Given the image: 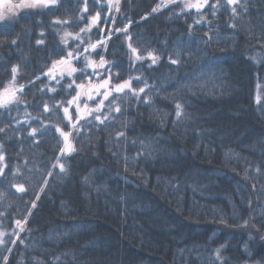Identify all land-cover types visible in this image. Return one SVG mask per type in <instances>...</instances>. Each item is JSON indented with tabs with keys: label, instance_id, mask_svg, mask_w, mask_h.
Segmentation results:
<instances>
[{
	"label": "trees",
	"instance_id": "trees-1",
	"mask_svg": "<svg viewBox=\"0 0 264 264\" xmlns=\"http://www.w3.org/2000/svg\"><path fill=\"white\" fill-rule=\"evenodd\" d=\"M108 1L87 0L84 13L83 1L60 0L0 25V40L21 34L16 46L0 47V93L9 87L12 65L20 66L14 87L24 85L17 91L23 103L0 108L8 165L0 178V264L5 256L6 264H219L214 250L225 242V264H264V0H241L247 12L239 8L237 18L223 8L213 17L205 8L199 24L201 14L181 11V0H119V11L110 13ZM97 11L100 20L81 33L82 55L73 64L82 67L91 53L98 64L101 57L107 62L112 83L132 78V88L147 87L139 102L128 91L119 94L121 113L110 111L117 94L110 96L77 136L63 107L95 69L59 83L44 73L61 58L58 52L66 56L77 44L68 38L65 45V32L80 33ZM55 18L70 22L49 27ZM125 26L127 34L116 32ZM41 27L45 44L37 46ZM101 39L105 44L88 47ZM129 43L160 55L158 63H133ZM69 111L75 116L74 106ZM97 114L108 120L100 124ZM57 126L72 131L70 155L60 153ZM27 209L31 215L19 232L15 220ZM14 232L20 240L13 246Z\"/></svg>",
	"mask_w": 264,
	"mask_h": 264
},
{
	"label": "snow or ice",
	"instance_id": "snow-or-ice-1",
	"mask_svg": "<svg viewBox=\"0 0 264 264\" xmlns=\"http://www.w3.org/2000/svg\"><path fill=\"white\" fill-rule=\"evenodd\" d=\"M60 0H17L15 4L10 5V7L7 10V14L5 11H0V25H4L5 22L7 21L9 24L17 22V18L19 16V12L16 11L18 10H26V9H31V10H40V12H43V10L54 8L59 4ZM95 3H99V0H94ZM170 3H176V0H169ZM119 0H115V4H113V0H109V13L112 10V7L116 8V11H119ZM167 6V5H165ZM243 7L244 11L247 12V7L245 4L241 3V0H186V2L183 4V8L181 11L185 10H192L195 9L197 13H200V19L196 21L197 24L201 22V20L205 19V16L203 14V9L208 8L210 11V14L213 17H216L220 9H225V11L230 10L231 17L237 18L240 15V12L238 11L239 8ZM161 8L160 4H157L156 7L152 9V11L155 13ZM82 11L84 13L88 12V6H87V0H84L83 4V9ZM83 18V17H81ZM147 18V17H145ZM100 20V12L97 11L94 16L90 17L91 23L88 25L87 28H81L80 32H85V31H91V27ZM70 21L68 19H61V18H55L51 21L49 27H53L55 25H61V24H68ZM38 23H42V21H38ZM107 23V21H106ZM114 23V21H113ZM230 27H235L236 25L230 24ZM26 32L30 33L31 29L25 30ZM117 33L124 32L127 34L128 32V26H125L124 28H117L116 29ZM72 35V33L65 32V37ZM207 35V33H205ZM74 39L78 40L79 43L75 45L74 48L71 50L67 51L66 56L64 55L63 51L58 52L57 54L60 55V59L53 61V68L56 67V65H67L68 71L67 75L71 77L73 73L77 71L76 67L73 66V60H78L80 55H82V52L77 51V49L80 48V45L84 43V41L80 38L79 33H77L74 37ZM21 39V34H16L13 38L10 40L8 39L7 36H4L2 40H0V47H3L5 43H10L12 46H16L18 41ZM107 39H111V34L107 37ZM127 39L131 41V36L128 35ZM211 39V37H209ZM62 42L67 45L68 41L64 38L61 37ZM35 44L37 46L44 45L45 44V31L43 27H41V30L39 31L38 38L35 40ZM98 44H105V41L103 39L98 40L97 43L95 44H89L88 47L92 48L93 50L96 49ZM128 48L130 49V54L136 61H143L146 57L145 55L137 48L132 45V43L128 44ZM88 48H84L83 52H87ZM147 58L151 60V64L149 67H152L157 64V62L160 59V55L156 54L154 51H148L147 52ZM170 62L172 64H178L180 61L178 59H173L169 57ZM85 60H88V57H85ZM255 62V61H254ZM107 62L104 60L103 57L100 59V64L99 67H104ZM87 66L93 67L95 69L96 65L95 62L89 61V64ZM11 82L9 88H6L3 90L2 93H0V108H7L9 104L13 103H23V100L17 96V91L23 92L24 91V85L21 84L19 85V88H15V83H16V77L18 73L20 72V66L19 64H15L11 66ZM83 72V69H81ZM109 75L107 76L106 79L103 80L102 83L99 84V88L105 89L104 92H100L99 88L96 91V95H101L102 99L98 101L96 108L94 109H89L86 113H80L79 107L77 108V116L75 120H73L72 115L69 113L68 107H63V112L65 117L68 120V123L71 125V129L75 130L77 136L80 134L81 130L87 129L89 125H92L91 120H87L88 116H92L93 112L95 113H100L101 110L105 107L104 102L109 100L110 96H113V93H116L117 95L113 96L112 100L109 102V107L110 111H115L116 113H121V107L120 104L117 103V101L121 100V96L119 94L125 93V90L127 89L128 92H130L137 100V102L140 101V95L142 93H145V87H147V84H145V87H140L138 90L135 88L131 87V78L129 80H125L119 83L111 84V87H109L112 76H111V70H108ZM45 75H50L52 79H55L54 75H51V69L47 73H44ZM92 75H99L95 71H93ZM36 79H40L39 76L36 77ZM138 79V77H137ZM34 82V81H33ZM91 82V80H89ZM59 83V81H57ZM75 84V80L72 81L68 85L69 88L72 87V85ZM78 88H83V84L76 85ZM42 90V89H41ZM51 91H54V89H50ZM79 98V93H77V96L74 97V99ZM89 99H94L93 96L89 95ZM257 103H260V97L257 96L256 98ZM69 103H72L71 101ZM143 103L147 104L149 103V97L145 96L143 99ZM114 105L115 107H111ZM56 107H62V105L57 104ZM85 109H88V105L85 104ZM49 106L45 103L44 104V112L47 113L49 111ZM176 117L179 119V117L182 115V108L179 103L176 104V112H175ZM84 119L86 120V123L84 125H80V121ZM115 119V117H114ZM94 120L98 121L100 124H103L106 120H108V116L105 115L103 119L101 118V115L97 114L94 116ZM77 125H80L78 128ZM94 126V125H93ZM56 132L59 133V135L63 138L64 141V146L60 149L61 155L64 154H71V152L76 151V148L74 145L69 141V137L72 135V131H64L61 127L57 126L56 127ZM5 128L0 127V132H4ZM38 129L37 128H32L29 135L35 137ZM125 135L124 132H118L117 133V139L120 137H123ZM4 145L0 143V178L6 177V172L5 169L8 167L7 164L3 163L5 161V155L3 152ZM59 160V157L57 158ZM60 169L61 171H65L64 165L60 164ZM259 171V169H257ZM52 173L49 172L48 175H51ZM13 177H15L16 173H12ZM44 185H47V180L45 179L43 181ZM11 187L15 188L16 192L19 193H24L26 192V188L23 184H17L13 183ZM253 188H255V185H253ZM41 191H43V188H41ZM36 200L39 199V195L36 196ZM32 208L36 207L35 201L32 202L31 204ZM0 215H3V213H0ZM31 215V209H27V215L23 219H16L15 224L17 228L19 229V232H23L25 230L24 226L27 224V216ZM245 226H247V221H245ZM19 232H14L15 234V239L11 240L10 243L14 246L16 244L17 240H20ZM4 233H0V237H2ZM261 239H264V237H261ZM5 241L3 239H0V244H4ZM23 243V241H21ZM227 247V242L225 244H222L220 247L216 248L215 251V257L216 260L219 261V264H225V257L222 255L223 250ZM7 251L11 252L12 249L8 248ZM245 253L247 255H250V253L247 252V245H245ZM5 264L7 262V256L4 257ZM244 264H247V262H244ZM257 264H260V262H257Z\"/></svg>",
	"mask_w": 264,
	"mask_h": 264
},
{
	"label": "rangeland",
	"instance_id": "rangeland-1",
	"mask_svg": "<svg viewBox=\"0 0 264 264\" xmlns=\"http://www.w3.org/2000/svg\"><path fill=\"white\" fill-rule=\"evenodd\" d=\"M78 1H80V0H78ZM81 1H83L84 2V0H81ZM183 3H185L186 2V0H181ZM17 2V0H0V11H5V13L7 14V10H8V8L10 7V5H12V4H15ZM108 3H109V1H108ZM84 4V3H83ZM83 4H82V9H83ZM107 6H109V4L107 5ZM192 10H195V9H192ZM16 11H18L19 12V14H23V13H27V12H34V11H37V10H31V9H26V10H16ZM7 22V21H6ZM91 23V21H90V17L88 18V25ZM88 25H87V27H88ZM86 27V28H87ZM92 27H94V25L92 26ZM91 27V28H92ZM70 33V32H69ZM81 33L82 32H80L79 33V35H81ZM76 34H73L72 33V35H70V36H67V37H65V34L63 35V37L67 40L68 38H71V39H73L76 43H79V41L78 40H76V39H74L73 37L75 36ZM62 36V35H61ZM80 38H81V36H80ZM82 39V38H81ZM83 40V39H82ZM84 41V40H83ZM145 55V59L143 60V61H146V62H148V64L150 65L151 64V60L150 59H148L147 58V54H144ZM88 57V60H85V57ZM75 62L77 61V60H74ZM89 61H93V62H95L94 60H93V58H92V56H91V53H86L85 55H83V59H82V67H80V68H77V66H75L74 64H73V66L74 67H76V69H77V71L76 72H80V73H83L82 71H81V69H83V71L85 70H90V69H92L93 67H90V66H87L88 64H89ZM132 61H133V63H136V62H140V61H136L135 59H134V57H132ZM158 63V62H157ZM95 65L97 66V67H95V72L96 73H98L99 75L97 76V75H92V73H93V71H90V72H92L91 73V77L90 78H87V82L85 83V84H83L84 85V87L83 88H79L78 89V91H77V93H79V98L78 99H74V97L70 100L72 103H69L70 101H68V104L65 106L64 105V107H68V109L70 110V107L71 106H74V110H75V116H72L73 117V119L75 120V118H76V116H77V114H78V112H77V108L79 107V110H80V113L82 114V113H86L89 109H94V108H96V106H97V103H98V101L99 100H101L102 99V96L101 95H96V91H97V89L99 88V84L100 83H102L103 82V80L104 79H106L107 78V76L109 75V72H108V67L107 68H105L106 67V64H105V66L104 67H99V64H98V62H95ZM67 71H68V68H67V65H56V67L55 68H53L52 70H51V75H54L55 76V79H57L56 81L54 80V79H52L51 78V76L50 75H48V78H50V80L51 81H53L54 80V82H57V81H60L62 78H64V77H69L68 75H67ZM74 74V73H73ZM112 76V75H111ZM72 77V76H71ZM71 77H69V78H71ZM135 78H137V77H134V79ZM89 80H91V82H89ZM129 80V79H128ZM131 81H132V78H131ZM111 84H114V83H110V85H109V87H111ZM7 86H10V83H8V85ZM9 88V87H8ZM99 91L102 93V92H104L105 91V89H103V88H99ZM125 91H128L127 89L125 90ZM113 94H116V93H113ZM89 95H91V96H93L94 97V99H89ZM76 96H77V94H76ZM75 96V97H76ZM85 104H87L88 105V109H85ZM69 113L71 114V112L69 111ZM94 113V112H93ZM63 114H64V112H63ZM64 117H65V115H64ZM66 118V117H65ZM67 119V118H66Z\"/></svg>",
	"mask_w": 264,
	"mask_h": 264
}]
</instances>
